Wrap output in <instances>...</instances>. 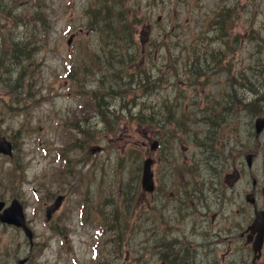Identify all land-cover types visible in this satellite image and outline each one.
<instances>
[{
	"label": "rangeland",
	"instance_id": "374dc122",
	"mask_svg": "<svg viewBox=\"0 0 264 264\" xmlns=\"http://www.w3.org/2000/svg\"><path fill=\"white\" fill-rule=\"evenodd\" d=\"M152 1L133 4L139 7V18L151 13L137 27L133 42L138 48L154 46L153 55L144 48L145 63L138 55L129 67L133 70L144 65L158 83L163 82L159 81L160 70L156 67L162 66L166 73V84L137 98V106L131 112L133 115L141 107L149 106L157 122L165 114L164 103L171 107L172 121L164 127L170 132L171 145L164 148L160 143V149L150 152L149 144L157 138V129L153 124L137 125L129 115L124 124L119 97L109 101L113 113L106 115L110 118L107 123L100 114L94 116L96 112L86 111L92 90L100 97L111 89L106 83H98L102 75L87 66L83 75H77L82 59L93 51L100 52L98 35L86 30L85 10L93 0H0V133L14 144L11 158L0 155V199L22 200L26 219L49 264L155 263L153 253L159 252L160 247L142 243L150 241L149 230L154 226L151 220L159 222L156 210L149 205V195L140 190L141 164L147 155L153 159L151 168L160 178L161 187L164 183L168 186L163 195L169 224H164V230L167 236L176 240L181 237L188 244L190 258L186 264L220 263L217 251L224 254L226 243L221 239L216 245L215 233L227 235L229 221L234 223L235 219L238 227L244 228L253 216V206L245 201V193L252 191L257 209H264V130L255 137V117L245 110L229 111V100L223 99L229 90L242 99L254 98L263 92L261 88L264 90L256 85V92L251 94L248 88L240 90L234 84L228 85L230 78H242L246 72L264 73V41L256 39L258 34L264 37V0H189L191 7L180 10L178 18L168 13L174 0L165 4L155 2L151 12L145 11ZM221 1L228 7L237 1V16H233L227 39L226 49L231 52L221 70L206 81L195 80L184 68L183 60H178L175 69L169 71L164 65L167 51L172 49V58L179 55L181 59L186 53L178 51L193 52L190 42L210 28L213 11ZM176 13L173 11L174 16ZM164 27L171 32L168 36L159 35ZM156 40L157 45L153 44ZM16 42L25 45L26 55L21 56L19 63L11 55ZM151 56L155 64L150 61ZM229 71L233 75L228 76ZM75 75L79 76L77 86ZM79 93L86 96H77ZM236 93L227 97L234 98ZM130 98L134 99L132 92L126 100ZM211 105L217 110L215 114L222 116L214 127L206 121L211 116ZM85 111L86 117L82 119ZM114 115L120 117L109 131L107 125ZM176 118L186 120L185 126L178 127ZM68 140L74 145L66 146ZM95 145L103 151L92 154L90 148ZM60 149L64 159L58 154ZM245 149L253 153L250 168L246 167ZM17 165L20 170H14ZM61 166L67 169L59 174ZM189 166L198 175L186 174ZM69 168L72 172L65 174ZM214 172L219 175L217 180L209 179ZM209 182L215 184V190L208 188ZM185 189L192 195L178 204L176 197ZM57 194L64 195V200L50 222L57 218L56 232L52 234L49 228L53 224L45 222V205L39 198L43 195L44 200L51 201ZM197 194L201 200L196 199ZM127 222H137L145 232L135 237L128 233L126 242L119 245V231H123L122 223ZM113 225L116 234L109 229ZM238 231L234 230L236 239ZM22 240L25 238L15 228L0 226V250H7L8 243L15 245ZM231 248L230 253L222 255V264L245 263L240 239L233 240ZM42 262L44 259L35 256L32 264Z\"/></svg>",
	"mask_w": 264,
	"mask_h": 264
},
{
	"label": "trees",
	"instance_id": "16d2710c",
	"mask_svg": "<svg viewBox=\"0 0 264 264\" xmlns=\"http://www.w3.org/2000/svg\"><path fill=\"white\" fill-rule=\"evenodd\" d=\"M158 1L159 0H156V3H158ZM160 1L162 4L171 2V0ZM188 1L189 0L174 1V5L168 10V13L173 18H178L180 10L184 11L186 7H191ZM235 3L228 7L223 4L222 1L220 2L221 5L217 10L213 11V18L211 17L212 19L209 21L210 28H208L206 32L198 34L196 38L190 42V45L193 46V52L178 51V53H186V57L184 59H181L179 55L172 58V49H169L167 51L164 58V65L168 68L169 71L172 72V70L175 69V64L178 62V60H183V63L185 64L184 68L188 69L189 76L191 78H194L195 80L203 78V80L206 81L209 78V73L207 71L216 72L217 70H221L222 62L224 61L226 55L231 52L230 49L226 48L228 47L227 39L231 31L233 16H237ZM133 4H141V0H93V2H91L87 6L85 10L87 16L86 30H89L98 35L100 41V54L95 51L87 54L89 55V57L86 55V57L82 59V63H80L81 65L79 67L77 75H83L84 72L87 71L86 66L93 71H98L102 75V79H100L98 83L108 84L111 88L108 92L112 94L117 93V96L120 98L121 104L119 109L124 113L126 122L128 123V119L130 118L136 124L139 123L157 125V133L159 135V141H161L160 138L164 135V133H170L164 130V127L169 125V122H167V118L164 117L165 114L160 116L157 119V122L155 120L154 112L151 108L147 109L145 107H141L137 113L133 112V115L131 114L132 109L137 106L136 99L141 97L135 92L139 93L138 86H140L142 82V77H153L142 64L137 65V67H133V70H129L130 64H133L135 62L136 56L139 55V57H141L142 54V47H136L135 42H133L135 31L138 27L137 25L142 23L143 20L144 22L147 21L151 17V13H149V15L144 13V18H139L137 16L139 7ZM173 11L178 12L176 13V16H174ZM167 17L171 20L168 15ZM148 24H146V26ZM160 31L158 33H160ZM170 33L171 32H166L164 27L162 33H160L159 35L168 36ZM177 37H180L179 34L177 35ZM256 39L264 41V37H262L260 34L257 35ZM158 41H154L153 44L157 45ZM178 41L179 40L173 42V44ZM161 43L165 44L166 41H162ZM21 46L24 47L22 48ZM153 47L154 46L147 47L150 54ZM129 51L132 52V56L131 58L126 60L125 54ZM11 55L12 59L16 63L18 61L20 62L21 56L26 55L25 45L21 42L13 43ZM93 56H96L95 59L90 58ZM152 57L153 56H151L150 58L151 62L153 61ZM153 64H155L154 61ZM82 65H85L84 69H82ZM156 68L158 69V71L160 70L158 75L159 81L161 79V81L165 83L166 73L162 72V66ZM200 68H204L203 73H201ZM262 74L264 73L259 72L254 77V79L251 80L256 83L258 87H264V77L262 76ZM122 75L128 78L138 76V79L134 80L132 84H125V87L120 88V76ZM230 75H233L231 71L228 72V76ZM78 77L75 75L73 78L74 80L76 79V86L77 81L79 80ZM243 86L245 85L243 84ZM261 90L263 92L259 93L258 96L252 98L248 104L242 103V99H240V96L236 98H229L227 106L230 109L229 111H232L234 107H236L235 109L241 110L242 107H244L243 105H245V107H247L245 108V110L251 115H253L254 117L260 115L262 111V99L264 98V90L262 88ZM130 92H132L133 98L135 100L132 98H130V100H126ZM252 92L255 93V91ZM90 95V99L88 98L87 108L100 114L104 122L107 123L110 118L106 117V115H109V113L113 112H110L109 107L106 108L102 106V94L100 97H97L96 93L92 90L90 92ZM163 106H165L167 110H171L170 105L164 103ZM211 110L212 112H214V117L216 119L222 118L220 113L215 114L217 110L214 109L213 106L211 107ZM109 131H111V128L109 129ZM87 135L89 136L90 134L88 133ZM116 229V226L113 225L110 228V231L116 234Z\"/></svg>",
	"mask_w": 264,
	"mask_h": 264
},
{
	"label": "bare ground",
	"instance_id": "6f19581e",
	"mask_svg": "<svg viewBox=\"0 0 264 264\" xmlns=\"http://www.w3.org/2000/svg\"><path fill=\"white\" fill-rule=\"evenodd\" d=\"M174 1H176V0H174ZM155 2H156V0L148 3L146 5L147 8L145 9V11L151 12V6ZM159 2H161V1L159 0ZM137 26H139V25H137ZM131 54H132L131 51L127 52L125 54V59L128 60L129 58H131V56H132ZM17 63H19V61ZM200 71H201V73H203L204 72V68H200ZM207 72L209 73L208 74L209 76H211L214 73H216V72H213V71L212 72L207 71ZM257 74H258L257 72L250 71L249 73L246 72V74L242 78H239V79L237 78L238 80L237 79H234V78H230V82L228 80V85L234 84L235 86H233V85H231V86H233V87H235L237 89L240 88V90L241 89L244 90L245 88H248L249 89V93L252 94L253 93L252 91H255L256 92V89L254 88V87H256V83H254L251 80H253L254 77ZM136 79H138V76H134L133 78H128V77H125L124 75L120 76V88L121 87L122 88L125 87V84H127V85H129V83L132 84L134 82V80H136ZM134 84H136V83H134ZM164 84H166V83H158V82H156L152 77H149V78L142 77V82H141L140 86H138L139 95L142 96V97L147 96L148 94L152 93L153 91L154 92L157 91V89L160 88V87H162ZM243 84L245 86H243ZM117 97H118L117 96V93L112 94V93H109L108 91L107 92H104L102 94V100H101L102 106L103 107H106V108L109 107L110 106L109 101H111L113 99L115 100ZM240 99H242V98L240 97ZM251 99H242V103L248 104L251 101ZM243 106L244 107H242V109L247 108V107H245V105H243ZM144 107L147 108V109H150L149 106H144ZM248 114H250V113L248 112ZM210 115L211 116H207L206 121L209 123V125L211 127L217 126L220 123L219 119H216L214 117L215 116L214 115V112H211ZM171 116H172L171 115V110H167L166 109L165 110L164 117L167 118V122H169V123H171V121H172V117ZM119 117H120L119 115H114L112 117V119H113L112 122L110 124H108L107 127L110 129L112 127V125H113L114 120L117 119V118H119ZM175 121L177 122L178 127L185 126V124L187 122L186 120H180V119H177V118L175 119ZM82 133H84V130L82 131ZM86 136H87V132H86ZM170 136H171L170 134L165 133L160 138V140H161L160 142H161V144H162V146L164 148H168L171 145V142L172 141L169 140ZM255 137H258V136H255ZM207 146L210 147L211 145L207 144ZM249 151H251V150H249ZM249 151L247 149L243 150V152H244L245 155L252 153V152H249ZM65 168H66L65 166H61L58 169L59 174ZM71 172H72V169L69 168L65 172V174L66 173H71ZM186 172H187L186 174H189V175H198V172L196 171V169L193 166H189L188 168H186ZM218 177H219V175L216 172L209 174V179L217 180ZM163 188H164V191H167L168 186L165 185V183H164L163 184ZM208 188L210 190H215V184H213L212 182H209ZM182 193L183 192L180 191L178 193L177 197H176V200L178 201V204H180V202H181ZM196 199H198V200L200 199L201 200L199 194H197V198ZM235 220H234V223H232L231 221H229L231 223V225L229 226L230 227L229 230L230 229H232V230H238V229L241 228V226L238 227V224H237V222ZM224 221H227V218H225ZM164 224L165 225L166 224L168 225L169 224V220H166L164 218L163 221H161V223H159L156 228L155 227L150 228V230H149L150 241L149 242L144 241L142 243H145L146 245H147V243H149V246H152L151 243H153L154 245L159 246L160 249L162 248L161 249L162 252H165L169 256H171V260H172V263L173 264H186V262L188 261V258H190L189 257L190 250H189L188 244L186 242H184V240H179V239L176 240V239L172 238V236H167V232L164 230L165 229ZM122 225H123V227H122L123 228V231H119L120 232V235H119V237L117 239L119 245H123L124 242H126V236H127L128 233L130 234L131 237L134 234V237H135L137 233H144L145 232V230H142V228H140V229L138 228L139 226H138L137 222H133L132 224H130V223L127 222V223H122ZM207 230L209 232L211 231V229H207ZM187 239H189L188 236H187ZM169 241H174V243L172 245H170V242ZM138 243H139V241H138Z\"/></svg>",
	"mask_w": 264,
	"mask_h": 264
},
{
	"label": "flooded vegetation",
	"instance_id": "af4514ba",
	"mask_svg": "<svg viewBox=\"0 0 264 264\" xmlns=\"http://www.w3.org/2000/svg\"><path fill=\"white\" fill-rule=\"evenodd\" d=\"M155 182V190H153V192L149 195V201H150V206L152 207V210H156L155 213V218L159 221H152L151 223L154 224L153 227H157V225L159 223H161V221H163V219L165 217H167L168 213H166V207L164 206L165 203V198L163 196L164 193V188L163 185L161 187V185L158 182V179L156 178L154 180ZM163 190V191H162ZM43 198H39V201L42 199L41 204L45 205V207L50 203L48 200H44V196L42 195ZM15 198V197H11L9 198V200H3L5 204H7L10 199ZM17 198V197H16ZM20 200V202L22 203V205L24 206L22 200L20 198H18ZM4 204V206H5ZM51 220H54L53 216L51 218ZM29 223V222H28ZM17 231L20 232V229H15ZM225 234V233H223ZM215 241H216V245H219L221 242V239L226 243V249H225V253L224 254H228L232 251L231 248V243L232 241H238V239H240V242L242 243V248L245 250V263H241V264H248V262H250V264H252V257L250 258L251 252L249 251L250 248V242L253 238L252 232H250L248 229L245 230H241L239 232V238L236 239L235 238V234H234V230L230 229L229 233L227 235H223L221 236L220 233H217V235L215 236ZM179 239L181 240L182 238L179 237ZM28 244V245H26ZM5 244H3L4 247ZM37 248H41L40 244H38L34 240L32 241V243L30 244L29 242L26 241H22L19 242L17 244H9L8 243V247H7V251H4V248L2 249V252H0V264H32L36 253H37ZM217 255L220 259V263L218 262V264H222V254L221 250L218 249L217 251ZM153 255L155 256L154 259V264H158V262L162 263V264H173L172 260H171V256H169L167 253L162 252L161 249H159V252H154ZM263 256V255H262ZM261 256V258L258 260V262H255L254 264H264V260L263 257ZM39 258L45 257L44 252H42L41 254H39L38 256ZM262 260V261H261ZM47 262V261H46ZM229 264V263H226ZM232 264H240L238 262H232Z\"/></svg>",
	"mask_w": 264,
	"mask_h": 264
},
{
	"label": "water",
	"instance_id": "95a60500",
	"mask_svg": "<svg viewBox=\"0 0 264 264\" xmlns=\"http://www.w3.org/2000/svg\"><path fill=\"white\" fill-rule=\"evenodd\" d=\"M263 127H264V108H263L262 116L257 117L254 121L255 133L259 134L262 131ZM154 146H155V143L151 145L152 148H154ZM0 153L11 155V144L4 136H1V135H0ZM245 159H246L247 165L250 166L251 155L248 154ZM151 177H152V173L150 171V159H146L143 162L142 176H141V185H142V188L146 191H150L152 188ZM61 200H62L61 196H58L56 198L54 204L47 210V215H49L50 211H54L59 206ZM2 206H3V203L0 202V210ZM0 221L3 223H7V224H13L17 227H22L25 234L28 236V238H31V232L24 223V217L22 214L21 206L16 200L12 201L10 207L0 212ZM251 227L256 231L255 239L253 242V250L255 253H259L260 247L262 244V239H263V231H264V212L263 211L255 212V218L252 222Z\"/></svg>",
	"mask_w": 264,
	"mask_h": 264
}]
</instances>
